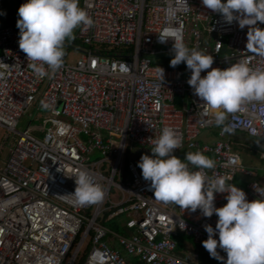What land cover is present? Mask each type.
<instances>
[{"label":"built area","instance_id":"built-area-1","mask_svg":"<svg viewBox=\"0 0 264 264\" xmlns=\"http://www.w3.org/2000/svg\"><path fill=\"white\" fill-rule=\"evenodd\" d=\"M186 2L79 0L93 21L74 29L80 57L66 64L65 52L58 69L44 65L43 77L18 46V15L0 25V62L8 65L0 68V264H223L201 243L204 225L215 229L217 216L154 199L150 181L130 159L135 150L151 155L152 141L168 126L181 137L173 155L202 152L215 162L205 173L233 177L227 182L249 201L260 198L254 185L264 188L257 180L235 183L237 174L252 173L232 140L234 132L264 140V102H244L226 116L232 131L222 132L187 84L186 65L158 63L172 57L180 38L213 56L201 76L241 60L264 69V57L245 47L249 26L226 23L201 0ZM25 113L29 122L18 130ZM53 120L63 125L60 131ZM204 132L214 140L200 143ZM80 169L104 189L102 201L75 205L61 196L74 191ZM214 195L216 207L226 203V194Z\"/></svg>","mask_w":264,"mask_h":264},{"label":"clouds","instance_id":"clouds-1","mask_svg":"<svg viewBox=\"0 0 264 264\" xmlns=\"http://www.w3.org/2000/svg\"><path fill=\"white\" fill-rule=\"evenodd\" d=\"M201 3L222 15L228 24L236 21L241 29L249 26L245 47L264 57V28L257 26V22L264 23V0H201ZM17 15L18 46L33 61L29 66L41 77L46 74L44 65L53 71L62 65L64 41L73 36V30L93 23L79 6V0H25ZM172 53L170 66L183 62L190 70L187 84L203 102L204 110L211 111L215 124L223 125L222 132L232 131L224 123L228 113L236 112L246 101L264 102V69H253L241 60L223 69L211 68L201 76L202 70L213 64L212 55L190 49L182 38L174 40ZM7 66L0 62V68ZM4 74L0 71V76ZM41 105L48 107L44 101ZM259 111L264 113V103ZM52 123L57 125V131L63 127L60 121ZM152 143L151 155L141 154L137 167L142 178L150 181L154 199L193 212L199 209L204 217L217 216L215 229L210 224L204 225L207 239L201 242L210 257L223 264H264V188L254 185L260 198L249 201L241 188L227 182L233 177L205 173L204 169L213 168L215 162L202 152H186L183 159L173 155V150L181 146V137L171 127H163ZM74 183L73 192L61 195L71 203L86 205L103 200L104 189L93 182L86 169L76 172ZM216 193L226 194L223 206H215ZM179 227H185L182 219ZM218 247L226 253V259L218 253Z\"/></svg>","mask_w":264,"mask_h":264},{"label":"trees","instance_id":"trees-1","mask_svg":"<svg viewBox=\"0 0 264 264\" xmlns=\"http://www.w3.org/2000/svg\"><path fill=\"white\" fill-rule=\"evenodd\" d=\"M14 17H15V12L9 5L8 0H0V25L5 26V25L10 24ZM67 41L68 40L66 38L64 43H67ZM70 43H72L70 45H73V46L80 45L79 41L74 37L70 40ZM171 58L172 57H162L158 63L165 65L168 68H173L172 66H170V63H169ZM237 133L238 132H234L232 133V135L237 134ZM245 135L249 138V140L252 141L253 145L249 146V148L246 149L242 153L243 154L242 160L244 164L249 168H254L257 165H264V159L260 157V154L264 153V140L260 138L250 137L247 134ZM247 145H249V143H247ZM180 241H183V240L180 239Z\"/></svg>","mask_w":264,"mask_h":264},{"label":"rangeland","instance_id":"rangeland-1","mask_svg":"<svg viewBox=\"0 0 264 264\" xmlns=\"http://www.w3.org/2000/svg\"><path fill=\"white\" fill-rule=\"evenodd\" d=\"M74 32H75V30H73V36L71 38H67V40H68L67 43H64V45H63V47L65 49V52H67V55L64 58V62L66 64H73V63H75L76 60L80 57V54H81L80 51H78L77 48H74L73 45H70V44H72V43H70V40L73 37L75 38V33ZM29 112L32 113V115L34 113L33 109H30ZM28 113H25L23 115L22 119L19 121V124L17 126V129L18 130H23L26 127V125L28 124V122H29ZM4 135H5V130L0 127V142H1V140H2V138H3ZM232 140H233V145H234V143L235 144L241 143V142H243L245 140H249V138L245 134H243V133H237V134H234L232 136ZM199 142L200 143H208V142H212V141L209 140L205 135L202 134V136L199 139ZM236 148H237V146H236ZM238 150H240L241 153L244 152V150L242 148H238ZM186 152H190V151L185 150V149H182V150L178 151L177 153H175L174 155L177 156V157H179L180 159H183L184 158V153H186ZM140 156H141L140 151L135 150V151L132 152L130 159L133 160L135 163H137L138 160H139V158H140ZM250 169L252 171H254V172H257V169L255 167L254 168H250ZM238 176H239V174H237L236 177H238Z\"/></svg>","mask_w":264,"mask_h":264},{"label":"crops","instance_id":"crops-1","mask_svg":"<svg viewBox=\"0 0 264 264\" xmlns=\"http://www.w3.org/2000/svg\"><path fill=\"white\" fill-rule=\"evenodd\" d=\"M9 3V2H8ZM16 9H18V7H19V4H18V2H17V0H16ZM9 5H10V3H9ZM11 6V5H10ZM12 8V7H11ZM14 11V10H13ZM15 12V11H14ZM15 15H16V13H15ZM238 133H241V132H238ZM203 135H205L209 140H211V141H213V138H211L212 137V135H210V133H207V132H204V133H202ZM209 136H208V135ZM233 136V135H232ZM247 143H249V145H247ZM258 144V143H257ZM253 144H252V141L251 140H245V141H243V142H241V143H237V144H235L234 143V147H235V150L239 153V155H240V158L242 157V153H241V151L240 150H238V148H242L244 151L246 150V149H248L249 148V146H252ZM260 145V144H259ZM259 145H257V146H259ZM236 146H237V148H236ZM188 151H190V150H188ZM190 152H192V151H190ZM261 157V156H260ZM241 162H242V165L246 168V169H248L249 171H251V173H252V176H244V175H239L238 177H235L234 178V181H235V183L237 184V185H239V186H245L248 182H250V181H252V180H257V181H259V182H262V183H264V165H257V166H255V168L257 169V172H254V171H252L249 167H247L245 164H244V162H243V160H242V158H241ZM237 176V175H236Z\"/></svg>","mask_w":264,"mask_h":264},{"label":"water","instance_id":"water-1","mask_svg":"<svg viewBox=\"0 0 264 264\" xmlns=\"http://www.w3.org/2000/svg\"><path fill=\"white\" fill-rule=\"evenodd\" d=\"M8 2L10 3V5H11V7H12V9L15 11V13L17 14V9H16V0H8ZM179 101V98L178 99H176V102H178Z\"/></svg>","mask_w":264,"mask_h":264}]
</instances>
